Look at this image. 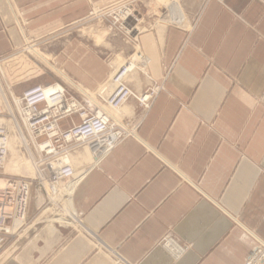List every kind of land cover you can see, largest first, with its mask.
Returning <instances> with one entry per match:
<instances>
[{
	"label": "crops",
	"instance_id": "obj_1",
	"mask_svg": "<svg viewBox=\"0 0 264 264\" xmlns=\"http://www.w3.org/2000/svg\"><path fill=\"white\" fill-rule=\"evenodd\" d=\"M116 1L0 0V57L23 36L39 41L83 20L90 4ZM181 6L186 25L150 18L137 38L146 75L134 72L129 85L161 90L147 110L124 106L136 132L76 167L69 215L18 235L0 264H243L264 243V0ZM85 51L81 60L92 58ZM82 65L65 74L96 90L102 73L87 78Z\"/></svg>",
	"mask_w": 264,
	"mask_h": 264
},
{
	"label": "built area",
	"instance_id": "obj_2",
	"mask_svg": "<svg viewBox=\"0 0 264 264\" xmlns=\"http://www.w3.org/2000/svg\"><path fill=\"white\" fill-rule=\"evenodd\" d=\"M155 1L158 4H150L149 12L146 10L147 20L176 27L186 25L181 0ZM129 8L127 3L119 8L122 33L136 44L138 31L131 22L126 23L133 13ZM4 60L0 57V67ZM141 65L144 67L138 68ZM145 67L146 57L136 50L105 86L93 92L72 87L71 93L62 83L54 82L34 85L19 95L0 72V176L10 158L12 137L19 140L20 156L33 165L32 175L0 178V254L35 225L51 222L55 215H69L68 203L72 206L83 175L73 162L77 149H85L98 160L136 132V126L123 114V106L134 99L142 110H147L161 90L155 83L141 93L131 89L130 75H146L142 71ZM38 215L41 221L36 220ZM263 263L264 243L258 242L243 264Z\"/></svg>",
	"mask_w": 264,
	"mask_h": 264
},
{
	"label": "rangeland",
	"instance_id": "obj_3",
	"mask_svg": "<svg viewBox=\"0 0 264 264\" xmlns=\"http://www.w3.org/2000/svg\"><path fill=\"white\" fill-rule=\"evenodd\" d=\"M125 3L130 6L129 9L133 12L132 17H130L126 23L131 22L130 25L135 27L139 32H137L138 36L146 32L150 27L148 26V20L145 15L149 12L148 9L150 4H158L155 0H119L102 7L90 4L87 16L71 28L63 29L58 33L46 36L44 39L39 41H32L30 38L26 36L25 38L23 36L24 40L22 47L11 55H6L3 65L0 67V72L10 83L9 85L11 90L13 87L12 91L19 95L26 88L34 85H45L62 81L64 83L62 84L68 89V91L74 93V89L72 88L73 85L68 81L65 82L66 80L64 81V78L61 75L69 78L73 84L77 85L81 89H86L84 86L76 83L67 74H65L66 72L69 73L67 70L70 71L71 63L74 61H77L79 65L83 64V69L86 68L90 71L89 73H91V75L87 78L91 79L94 78V75H96L95 77H98L101 73L103 74V69L108 68L109 66L110 69L106 72V74H101L104 79L100 83L99 87H102V85L109 80L111 74L123 65L136 50H138L136 47L137 43H132L129 39L124 37L122 33L123 24L120 19L119 8ZM106 8L108 9L99 11L101 12L100 14L90 16V13L92 14L97 10H103ZM146 10H148V12ZM135 33L136 32H133L132 35H135ZM99 37H101L102 40ZM76 45L81 49H84V52L81 53L80 56L84 54L86 52L85 49H87V52L91 53L92 58H89L88 60H81L79 55L77 57L75 53L77 49L73 47ZM29 46L32 47L31 50L36 53V55L31 51L25 50ZM58 55L64 57L62 62L58 59ZM56 61L62 66L64 63L66 64L65 67L63 66L66 71L65 73L63 70L59 69ZM80 88L78 90H81ZM12 140L10 158L0 176L3 180L8 175L23 176L32 175L33 173V168L31 170L29 160L23 159V157L19 154L18 138L16 137L15 139L14 137V141ZM14 153H17L23 160H25L30 168L29 170L31 172H28L30 174H22L23 172L21 173L19 171L10 172L9 169L6 168L7 164H10L13 159L12 157H14ZM93 159L94 158L87 153L81 161L74 156L73 162L76 167L86 168L91 165Z\"/></svg>",
	"mask_w": 264,
	"mask_h": 264
},
{
	"label": "bare ground",
	"instance_id": "obj_4",
	"mask_svg": "<svg viewBox=\"0 0 264 264\" xmlns=\"http://www.w3.org/2000/svg\"><path fill=\"white\" fill-rule=\"evenodd\" d=\"M125 16H127V13H125L124 14ZM24 40V39H23ZM27 41V40H26ZM31 48L32 47H27L25 50H27V51H31L33 54H35L36 55V53H34L32 50H31ZM38 55V54H37ZM38 56H40V55H38ZM41 57V56H40ZM39 58V57H38ZM43 58V57H42ZM45 60V59H44ZM131 67V66H130ZM133 68L135 67V68H137V66L136 65H133L132 66ZM138 68H143L142 66H139ZM1 69V68H0ZM141 70V69H140ZM142 71L144 72V69H142ZM145 73V72H144ZM113 74V73H112ZM111 74V75H112ZM63 78H64V81L65 82H70L72 85H73V87H76L77 89H79L80 87H78L77 85H75V84H73L66 76H64V75H61ZM57 85H59L60 87H62L60 84H57ZM106 85V83L105 84H103L102 86H105ZM81 89V88H80ZM125 106V105H124ZM124 106H123V108H122V111H123V109H124ZM13 139V140H12ZM12 141H14V137H12ZM16 139V138H15ZM13 159L11 160V162H10V164H7V166H6V168H8L9 169V171L10 172H23L22 174H27L28 172H31L29 169L31 168V170H32V168H33V165H32V163L29 161V164H30V168H29V166H28V164L25 162V160H23L17 153H14V157H12ZM8 163V162H7ZM33 172V171H32ZM28 174H30V173H28Z\"/></svg>",
	"mask_w": 264,
	"mask_h": 264
}]
</instances>
